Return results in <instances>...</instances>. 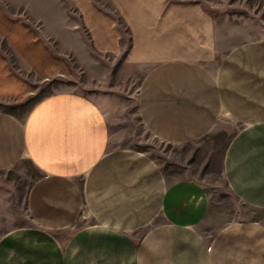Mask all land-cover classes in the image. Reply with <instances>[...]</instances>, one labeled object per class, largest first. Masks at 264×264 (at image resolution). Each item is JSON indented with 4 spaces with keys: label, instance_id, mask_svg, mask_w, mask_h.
Segmentation results:
<instances>
[{
    "label": "crops",
    "instance_id": "1",
    "mask_svg": "<svg viewBox=\"0 0 264 264\" xmlns=\"http://www.w3.org/2000/svg\"><path fill=\"white\" fill-rule=\"evenodd\" d=\"M0 175V264H264V0H0Z\"/></svg>",
    "mask_w": 264,
    "mask_h": 264
},
{
    "label": "rangeland",
    "instance_id": "2",
    "mask_svg": "<svg viewBox=\"0 0 264 264\" xmlns=\"http://www.w3.org/2000/svg\"><path fill=\"white\" fill-rule=\"evenodd\" d=\"M113 70H114V65L112 64ZM53 81L47 83V85H45V87L43 88L42 92L46 93L55 89H60V88H68V87H76V88H80L82 90H84V92L89 93L90 95L96 97L99 100H103V93L105 88V85L101 84L98 80H93L90 78H87L86 76H83L81 72L76 71L74 76H58L54 79H52ZM109 83L111 82L113 85H117L118 90L120 89L122 91V95H123V100L122 103L123 105H125L126 111L130 112L133 111L135 109V90L137 87V78H130V79H126V80H119L118 84H116V79L114 78V76H110ZM108 85V83H107ZM112 85V86H113ZM120 91V92H121ZM132 121L133 123L139 128L141 129L142 126L139 123V121L134 117H132ZM146 139V138H145ZM152 142V141H151ZM154 142V141H153ZM155 145H157L156 142H154ZM28 170V174H34L33 170L31 168H27ZM0 178H5V175H0ZM30 180V179H28ZM221 192L224 195V197L228 198V201L234 202V206L236 208H240L242 210V213L244 216H256L258 215L257 211L253 210V209H247V207H245V205H242L240 203H238V201L233 198L231 196V194H229L227 192V187H225V184H223L221 186ZM16 196V207L15 209H13L11 211V218H13V221L17 223L18 222H26L27 220V214L25 213L24 207H23V192H16L14 194Z\"/></svg>",
    "mask_w": 264,
    "mask_h": 264
}]
</instances>
